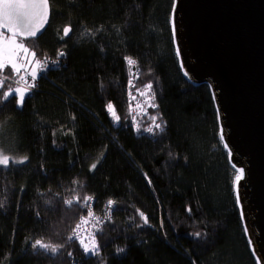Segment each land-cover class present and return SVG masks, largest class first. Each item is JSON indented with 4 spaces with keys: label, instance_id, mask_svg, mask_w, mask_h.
<instances>
[{
    "label": "trees",
    "instance_id": "obj_1",
    "mask_svg": "<svg viewBox=\"0 0 264 264\" xmlns=\"http://www.w3.org/2000/svg\"><path fill=\"white\" fill-rule=\"evenodd\" d=\"M49 4L46 29L26 46L39 59L66 54L22 107L14 96L0 106V134L28 158L0 169V264H257L211 90L189 82L180 68L174 0ZM69 24L72 32L61 40ZM126 57L136 61L137 84H153L158 107L149 113L166 122L158 135H138L128 126L133 66ZM9 87L0 88V98ZM109 102L119 124L105 111ZM88 196L100 215L109 199L115 202L96 236L98 255L68 239L88 213ZM76 197L79 203H65ZM36 240L62 247L56 254L33 249Z\"/></svg>",
    "mask_w": 264,
    "mask_h": 264
},
{
    "label": "water",
    "instance_id": "obj_2",
    "mask_svg": "<svg viewBox=\"0 0 264 264\" xmlns=\"http://www.w3.org/2000/svg\"><path fill=\"white\" fill-rule=\"evenodd\" d=\"M174 3L171 24L182 74L211 90L230 164L243 169L245 235L257 264H264V0Z\"/></svg>",
    "mask_w": 264,
    "mask_h": 264
},
{
    "label": "snow or ice",
    "instance_id": "obj_3",
    "mask_svg": "<svg viewBox=\"0 0 264 264\" xmlns=\"http://www.w3.org/2000/svg\"><path fill=\"white\" fill-rule=\"evenodd\" d=\"M175 8V3L173 4ZM49 0H0V73H3L6 67H10L12 73L18 77L16 79V87H9L7 90L3 91L2 98H0V106L9 101L13 96L16 100V106L22 107L25 103L26 97L31 95L32 90L36 87V82L39 78L47 73V71L52 70L57 67L60 60L65 56L64 51H60L57 54L55 60H50L45 57L43 60L37 57V52L26 46V41L30 38H36L38 34L45 28L49 21ZM72 32L71 24L63 28V35L60 37L61 40L69 37ZM173 37L175 39V27L173 25ZM179 50L177 49V56H179ZM127 65L132 66L136 64V61L130 57L125 58ZM181 69L183 70V64H181ZM138 75V73H137ZM184 75H188L185 71ZM4 79H0V88L4 86ZM129 116L131 117L128 126H131L133 131L138 135L147 132L152 135H158L164 131L166 127V122H157L160 118L156 115L150 117L151 126L146 129H142L138 121V116H147L148 109H156L158 105L154 102L156 99V94L153 91V84L150 82L145 85L144 90L141 91L137 89V94L143 97V103L137 102L135 108L132 102L136 101V96L132 94L131 89L135 85V81L129 80ZM105 111L108 113L111 121L114 125L119 124L120 117L116 112L115 106L112 102H109ZM135 113V114H133ZM220 140H224L223 134L220 135ZM225 148L228 145L224 144ZM231 157V151L228 152ZM28 158L23 157L19 160L5 155L2 150H0V169L7 170L11 165L23 164ZM97 163L91 165L89 171H94L97 167ZM239 174L235 176L233 182V191L235 196V201L238 208L241 209V218H245V214L242 210V198L239 193V182L243 178V169H238ZM147 179V174H145ZM149 183L151 181L149 180ZM93 197L88 196L84 198L83 205L88 208L87 217H81L79 223L75 225L72 230L69 240L78 241L80 247L82 248L84 254L86 255H98L100 252V245L97 242L96 236L101 233V228L99 225L103 224V221L93 215L91 210V202ZM80 198L76 197L74 200H67L65 203L67 205H72L74 203H79ZM114 201L109 199L107 201V208L109 209L108 218L111 217V209L114 206ZM0 207H3V202L0 201ZM186 211L191 214V208H187ZM139 212V210H137ZM140 218L143 220L144 224L148 223V218L143 212H139ZM90 221H94L91 224V229H87ZM82 228L85 229L84 234H81ZM248 229L245 228V232L248 233ZM196 237H200L201 233L197 232L194 234ZM88 241V242H86ZM33 249H43L45 252L50 251L52 254H56L59 248L62 246H54L50 244L43 243L41 240H36L32 245ZM117 253L123 252L124 249L117 248ZM71 256V253H69Z\"/></svg>",
    "mask_w": 264,
    "mask_h": 264
},
{
    "label": "built area",
    "instance_id": "obj_4",
    "mask_svg": "<svg viewBox=\"0 0 264 264\" xmlns=\"http://www.w3.org/2000/svg\"><path fill=\"white\" fill-rule=\"evenodd\" d=\"M43 59H44V58H42L41 60H43ZM50 60H51V59H50ZM126 64H127V63H126ZM132 66H133V69H132V71L130 72V78H129V80L132 79V80L135 81V85H134V87L131 89L132 94L136 96V101H133V102H132L133 107L135 108V104H136L137 102L143 103V99H144L143 97H140V96L137 94V89L143 91L145 85H147V84H144V85H138V84H137V78H138L139 72H138V69H136V68L134 67L135 64L132 65ZM137 73H138V75H137ZM0 79H4V81H5L4 84H10V85H13V86H18V85L16 84V82H15L16 79H18V77H16V76L12 73V70H11V69H10V71H8V70H4L3 73H0ZM128 82H129V81H128ZM37 85H38V81L36 82V87L32 90V92H33L34 90H36ZM128 88H129V83H128ZM128 93H129V89H128V92H127V101H128L127 103H128V112H129V95H128ZM150 109H151V108L148 109V114L150 115L148 118H146V116H138V117H137L138 121H141L140 126H141L142 129H146L147 127L151 126V120H150V117H151V116H153V115L158 116L156 113H153V114L151 115V114L149 113ZM133 114H135V113H133ZM158 117H159V116H158ZM130 120H131V117H130ZM161 121L165 122V121L162 120V119H159L157 122H161ZM135 133H136V132H135ZM136 134H137V133H136ZM141 134H143V135H148V136H152V134H149V133H147V132H143V133H141ZM111 211H112V209H111ZM108 214H109V209L107 208V202H106V215H108ZM93 215H94L95 217L100 218V219L103 221V223H104V221H105V219H106V215H105V214L100 215V214H96V213L93 212ZM85 217H87V215H86ZM92 223H94V221H90L89 225L87 226V229H91V224H92ZM102 226H103V224L99 225L100 228H102ZM84 231H85V229L82 228V230H81V234H82V235L84 234ZM77 242H78V241H77ZM86 242H88V241H86Z\"/></svg>",
    "mask_w": 264,
    "mask_h": 264
},
{
    "label": "rangeland",
    "instance_id": "obj_5",
    "mask_svg": "<svg viewBox=\"0 0 264 264\" xmlns=\"http://www.w3.org/2000/svg\"><path fill=\"white\" fill-rule=\"evenodd\" d=\"M7 69H10V68L6 67L5 70H7ZM14 87H16V86H14ZM0 150H2L5 155L13 157L17 160H19L20 158L26 157L25 155H21V154L17 153L16 148H15V142L14 141H8V140L6 141L5 132H2V131L0 134ZM238 174H239V172H238V170H236V175H238Z\"/></svg>",
    "mask_w": 264,
    "mask_h": 264
},
{
    "label": "bare ground",
    "instance_id": "obj_6",
    "mask_svg": "<svg viewBox=\"0 0 264 264\" xmlns=\"http://www.w3.org/2000/svg\"><path fill=\"white\" fill-rule=\"evenodd\" d=\"M176 54H177V49H176ZM178 57V61H179V63H180V56H177Z\"/></svg>",
    "mask_w": 264,
    "mask_h": 264
},
{
    "label": "crops",
    "instance_id": "obj_7",
    "mask_svg": "<svg viewBox=\"0 0 264 264\" xmlns=\"http://www.w3.org/2000/svg\"><path fill=\"white\" fill-rule=\"evenodd\" d=\"M10 68V67H9ZM11 69V68H10Z\"/></svg>",
    "mask_w": 264,
    "mask_h": 264
}]
</instances>
